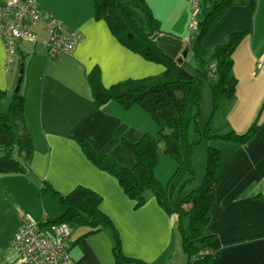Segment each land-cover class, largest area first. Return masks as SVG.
Segmentation results:
<instances>
[{
    "label": "crops",
    "instance_id": "0c3cea01",
    "mask_svg": "<svg viewBox=\"0 0 264 264\" xmlns=\"http://www.w3.org/2000/svg\"><path fill=\"white\" fill-rule=\"evenodd\" d=\"M147 1L161 22L163 34L182 40L184 48H190L186 33L191 16L188 0H177V14L165 4L160 8L155 7L154 0ZM37 2L42 14H51L78 31L81 40L72 55L57 61L49 59L40 44L21 43L8 64L5 41L0 35V90L7 93L10 105L17 94L14 89L20 87L18 93L25 100L24 127L34 148L30 162L21 164V173L0 174V264H22L9 252L23 218L43 224L61 217L65 208L60 197L77 187L101 197L100 211L118 232L126 257L145 264H187L178 217L162 209L151 193L145 205L137 209L119 181L98 169L81 150V143H85L97 154L108 152L123 169H132L135 156L125 143L136 145L146 134L156 137L160 127L137 106L124 109L111 102L97 108L88 74L99 69L103 87L110 88L128 80L160 76L165 67L120 44L108 25L95 19L94 0ZM235 33H247L232 55L237 90L233 101L213 119L215 130L218 123L215 132L242 135L253 125L259 130L245 145L216 142L228 160L218 173L215 203L206 230L214 239L207 250L216 258L212 264H264V71L256 68L257 62L264 59V0L231 5L202 45L213 50ZM210 94V86H203L205 116L211 112ZM9 105L0 111L8 113ZM198 149L192 157L197 185L205 174L208 147ZM159 159L154 172L166 185L176 163L165 156L159 155ZM47 187L57 195L41 194ZM184 225L188 227V223ZM71 228L72 264H116L110 229L91 233L89 227Z\"/></svg>",
    "mask_w": 264,
    "mask_h": 264
},
{
    "label": "trees",
    "instance_id": "16d2710c",
    "mask_svg": "<svg viewBox=\"0 0 264 264\" xmlns=\"http://www.w3.org/2000/svg\"><path fill=\"white\" fill-rule=\"evenodd\" d=\"M245 2L203 1L201 7L207 11L188 43L197 65V76H194L184 71L176 59L158 47V42L166 41L168 36L163 34L161 22L155 18L147 0H132L131 3L94 0L95 19L104 21L120 44L145 60L165 67L160 76L128 80L110 88L103 87L99 69L93 70L88 74V81L95 104L99 109L111 102L120 104L124 109L140 107L160 127V132L156 137L146 134L136 145L125 143L126 148L135 156L136 164L132 169H123L110 158L108 152L97 154L85 143H81V150L98 169L112 174L119 181L124 193L135 201L137 209L145 205L147 194L151 193L162 209L178 217L179 234L188 257L187 264H212L216 260L212 254L203 256L201 253L208 251L207 244L214 239L206 230L215 203L218 173L228 160L219 149L210 146L205 157L202 181L195 189L183 195V189L195 181L192 171L195 148L204 141L245 145L259 130L258 125H253L242 135H216L212 132L216 114L235 98L237 81L233 76L232 55L247 33H235L213 50L202 45L227 9L236 3ZM212 65H215V71ZM204 81L209 82L211 89L212 112L204 131L200 132L197 119L202 113L200 107ZM7 97V93L0 90V102ZM24 101V97L17 93L10 102L9 112L0 111V174L21 173V164L29 163L33 155V140L24 127ZM193 127L199 137L196 142L190 141ZM161 152L176 163L175 173L167 185H162L154 172L159 166ZM43 193L57 195L51 187L44 188ZM100 198L90 189L77 187L69 195L60 197L59 201L65 208L64 214L41 224V227L68 224L89 227L91 233L110 229L115 240L113 252L116 264H145L123 254L118 232L111 220L100 211ZM185 223H188L187 228Z\"/></svg>",
    "mask_w": 264,
    "mask_h": 264
},
{
    "label": "built area",
    "instance_id": "2783aa9c",
    "mask_svg": "<svg viewBox=\"0 0 264 264\" xmlns=\"http://www.w3.org/2000/svg\"><path fill=\"white\" fill-rule=\"evenodd\" d=\"M37 1L0 2V35L5 41L8 64L13 62L21 43L40 44L47 57L57 61L62 56L72 55L81 40L78 31L69 28L51 14H42L38 10ZM188 1L191 10L196 12L201 9L204 0ZM190 29L194 34L197 24H191ZM190 39L188 38V43ZM256 68L264 71V59L257 62ZM214 69L215 65H212V70ZM41 224L26 216L23 218L22 225L11 240V257L19 259L22 264H72L73 256L69 251L71 226L56 224L41 227ZM201 254L205 256L211 253L204 251Z\"/></svg>",
    "mask_w": 264,
    "mask_h": 264
},
{
    "label": "rangeland",
    "instance_id": "374dc122",
    "mask_svg": "<svg viewBox=\"0 0 264 264\" xmlns=\"http://www.w3.org/2000/svg\"><path fill=\"white\" fill-rule=\"evenodd\" d=\"M122 2H124V3H131L132 2V0H121ZM155 1V2H154ZM153 1V4L155 5V7H157V6H159L160 8H162V6L165 4V8L166 9H168V10H170L171 12H173V13H178L179 12V6H178V2H177V0H166L165 1V3L163 2L164 0H154ZM148 2V1H147ZM188 3H189V1H188ZM149 5V4H148ZM157 5V6H156ZM189 5H190V3H189ZM150 7V6H149ZM190 7V10H191V6H189ZM201 9L200 10H198V11H196V12H194V11H192L191 10V16H190V20H189V22L187 23V25H188V27H187V35H188V38H190L191 36H193V33H192V31H191V29H190V26H191V24H198V22L199 21H201V19H203L204 18V14H205V12L207 11L206 10V8H202V7H200ZM159 13V12H158ZM165 28H166V26H165ZM163 31V30H162ZM182 68L184 69V71H186L187 73H189V74H191V75H194V76H197V72H196V70L195 69H197V65H196V63H195V60H194V58H193V55L192 54H190L188 57H186V61L182 64ZM203 83V86H204V88H206V87H209V82H207V81H204V82H202ZM15 89H17V88H15ZM14 89V90H15ZM16 91V90H15ZM210 100V99H209ZM10 101V99H6L5 101H2V102H0V103H4V105L2 106V105H0V109H2V107L3 108H5L6 106H8L9 104H8V102ZM205 99H204V101L202 100V104H201V111H202V113H201V116L199 117V119H197L198 121H197V125H198V129H199V131L200 132H203L204 131V129H205V127H206V125H207V123H208V120H209V117H210V115H211V112H212V102H210L209 101V104H208V111H210L211 110V112H210V114H209V116H205V110H204V108L203 107H205L204 106V104H205ZM206 105V104H205ZM8 110V109H7ZM224 110V108H222L219 112H221V111H223ZM218 112V113H219ZM215 131H218V123H217V130H215V121L213 122V133L214 134H216V132ZM191 134H190V141H193V142H196V141H198V139H199V137H198V133H195V131H194V127L192 128V130H191V132H190ZM217 141H204V142H202L201 144H199L198 145V147H196L195 148V151H197V153H198V148L199 147H201V146H207L208 148L211 146V147H213V148H217V147H219L220 148V146L219 145H216V144H218V143H216ZM224 143V142H223ZM222 143V144H223ZM197 149V150H196ZM195 151H194V154H195ZM161 156H165L162 152H161V154H160V157ZM166 157V156H165ZM206 157H207V153H206ZM206 164V163H205ZM175 171V170H174ZM175 173V172H174ZM173 173V174H174ZM173 176V175H172ZM171 176V177H172ZM171 179V178H170ZM200 180H198V182H199ZM196 182L197 181H195V182H193V183H191V184H189L188 185V187H187V189H186V192L185 193H183V195H186V194H188L190 191H192L193 189H195L200 183H198V185L196 184ZM195 183V184H194ZM167 185V184H166ZM190 188H191V190H190Z\"/></svg>",
    "mask_w": 264,
    "mask_h": 264
},
{
    "label": "water",
    "instance_id": "95a60500",
    "mask_svg": "<svg viewBox=\"0 0 264 264\" xmlns=\"http://www.w3.org/2000/svg\"><path fill=\"white\" fill-rule=\"evenodd\" d=\"M184 42L180 39L169 36L166 41L158 42V47L172 59H176L178 64L182 65L184 60L189 54L190 48H184ZM20 87L18 86L16 93L19 92Z\"/></svg>",
    "mask_w": 264,
    "mask_h": 264
}]
</instances>
